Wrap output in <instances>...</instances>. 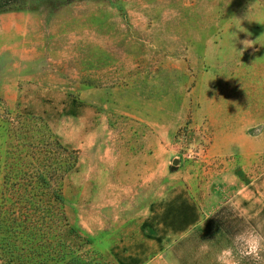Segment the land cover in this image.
Instances as JSON below:
<instances>
[{
    "label": "rangeland",
    "instance_id": "obj_1",
    "mask_svg": "<svg viewBox=\"0 0 264 264\" xmlns=\"http://www.w3.org/2000/svg\"><path fill=\"white\" fill-rule=\"evenodd\" d=\"M54 139L78 157L58 244L67 222L101 264H264L235 244L264 237V0H0V180Z\"/></svg>",
    "mask_w": 264,
    "mask_h": 264
},
{
    "label": "trees",
    "instance_id": "obj_2",
    "mask_svg": "<svg viewBox=\"0 0 264 264\" xmlns=\"http://www.w3.org/2000/svg\"><path fill=\"white\" fill-rule=\"evenodd\" d=\"M22 136L29 138L27 134ZM26 146L30 148L23 158L29 161L12 166L21 177L10 180L3 174L0 180V264H101L88 251H81V247L90 245L89 240L69 225L60 211L56 215L66 222L63 239L68 242H57L53 212L63 203L62 181L77 165V151L63 147L56 139L50 143L34 140ZM7 168L4 164L3 171Z\"/></svg>",
    "mask_w": 264,
    "mask_h": 264
},
{
    "label": "clouds",
    "instance_id": "obj_3",
    "mask_svg": "<svg viewBox=\"0 0 264 264\" xmlns=\"http://www.w3.org/2000/svg\"><path fill=\"white\" fill-rule=\"evenodd\" d=\"M235 244L241 254L258 255L264 251V237L255 231H244L235 238Z\"/></svg>",
    "mask_w": 264,
    "mask_h": 264
}]
</instances>
